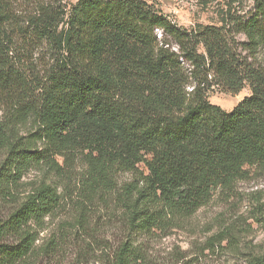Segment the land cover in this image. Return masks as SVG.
<instances>
[{"label": "trees", "instance_id": "trees-1", "mask_svg": "<svg viewBox=\"0 0 264 264\" xmlns=\"http://www.w3.org/2000/svg\"><path fill=\"white\" fill-rule=\"evenodd\" d=\"M13 3L0 0V100L13 113L12 127L0 128L1 195L6 185L10 196L27 171L56 170L55 158L83 154L91 192L118 173L137 178L121 199L130 229L145 234L169 216H194L245 168L264 166V69L238 56L226 36L232 26L246 38V50L264 51V0L255 1L248 20L190 33L144 0H81L69 14L42 7L29 28L35 40L52 43L56 56L41 82L9 57ZM196 71L212 75L211 87L236 95L248 86L251 96L226 113L208 102V80L197 81ZM30 119L36 132L20 137L15 127ZM4 177L10 182L2 184ZM60 205L58 189L42 184L0 221V237L16 239L0 245V264L28 257L37 241L33 228ZM136 254L128 239L115 264H136ZM249 264H264V255Z\"/></svg>", "mask_w": 264, "mask_h": 264}, {"label": "rangeland", "instance_id": "rangeland-1", "mask_svg": "<svg viewBox=\"0 0 264 264\" xmlns=\"http://www.w3.org/2000/svg\"><path fill=\"white\" fill-rule=\"evenodd\" d=\"M13 1L14 11L7 33L14 45L9 57L41 82L56 54L52 43L35 40L30 22L42 7L49 8L54 14H69L81 0ZM144 1L182 31L190 33L206 27L221 28L227 21L248 20L254 12L256 0ZM232 29L229 26L228 34H225L232 50L253 66L264 69V51L250 53L245 48L246 38L233 33ZM156 34L161 40L162 32L156 31ZM170 46L173 52L180 54L173 41ZM198 53L206 56L202 46ZM183 67L187 74L194 71L186 61ZM206 74V71H196L197 81L208 80L203 86L208 102L226 113H231L251 96L248 86L236 95L217 86L211 87L213 77ZM197 81L190 85L188 93L192 92ZM10 114L13 113L8 104L0 100L1 129L8 131L12 127L8 122ZM17 126L15 132L25 138L37 129L33 119ZM8 135L6 132V138ZM5 153V141L0 140V167ZM55 160L56 170L31 169L17 186L12 185L10 196L6 185L1 191V222H5L23 199L42 184H51L61 195V205L54 215L33 228L37 241L31 254L19 264H115V254L128 239L136 246L135 256L139 259L136 264H249L264 255V166L245 168L238 180L230 187L216 190L209 203L194 216H169L158 229L138 234L129 227L128 214L121 199L124 187L137 179L134 175L118 173L91 192L87 186V165L83 154ZM6 179L11 180L4 177L2 184ZM14 244L16 239L11 236L0 237V245Z\"/></svg>", "mask_w": 264, "mask_h": 264}]
</instances>
